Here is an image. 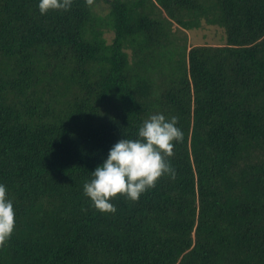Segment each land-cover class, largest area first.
<instances>
[{"label": "trees", "instance_id": "1", "mask_svg": "<svg viewBox=\"0 0 264 264\" xmlns=\"http://www.w3.org/2000/svg\"><path fill=\"white\" fill-rule=\"evenodd\" d=\"M0 0V264H264V0ZM224 30L221 45L190 31ZM162 112L183 140L137 201L83 193Z\"/></svg>", "mask_w": 264, "mask_h": 264}, {"label": "clouds", "instance_id": "2", "mask_svg": "<svg viewBox=\"0 0 264 264\" xmlns=\"http://www.w3.org/2000/svg\"><path fill=\"white\" fill-rule=\"evenodd\" d=\"M73 0H38L41 15L49 10L68 11ZM179 118L162 112L150 114L137 128L134 138L122 135L108 150L102 163L90 172L83 184V193L91 206L101 212H115L112 198L124 195L137 201L141 194L155 187L164 175L175 177V169L166 157L173 155L174 142L183 140ZM14 200L7 186L0 182V246L15 228Z\"/></svg>", "mask_w": 264, "mask_h": 264}, {"label": "rangeland", "instance_id": "3", "mask_svg": "<svg viewBox=\"0 0 264 264\" xmlns=\"http://www.w3.org/2000/svg\"><path fill=\"white\" fill-rule=\"evenodd\" d=\"M189 35L192 45L199 43L221 45L225 43L224 30L218 26H205L201 29L191 30Z\"/></svg>", "mask_w": 264, "mask_h": 264}]
</instances>
